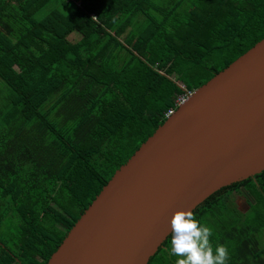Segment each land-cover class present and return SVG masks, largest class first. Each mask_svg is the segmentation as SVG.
Returning <instances> with one entry per match:
<instances>
[{"label":"trees","instance_id":"obj_1","mask_svg":"<svg viewBox=\"0 0 264 264\" xmlns=\"http://www.w3.org/2000/svg\"><path fill=\"white\" fill-rule=\"evenodd\" d=\"M52 1L0 0V264H46L175 99L264 38V0H62L37 18ZM193 214L226 264H264V172ZM171 239L148 264H176Z\"/></svg>","mask_w":264,"mask_h":264},{"label":"water","instance_id":"obj_2","mask_svg":"<svg viewBox=\"0 0 264 264\" xmlns=\"http://www.w3.org/2000/svg\"><path fill=\"white\" fill-rule=\"evenodd\" d=\"M264 172V38L194 90L115 171L46 264H148L222 188Z\"/></svg>","mask_w":264,"mask_h":264},{"label":"clouds","instance_id":"obj_3","mask_svg":"<svg viewBox=\"0 0 264 264\" xmlns=\"http://www.w3.org/2000/svg\"><path fill=\"white\" fill-rule=\"evenodd\" d=\"M169 255L179 257L176 264H226L228 250L220 245L213 250L212 230L201 224L191 210H179L170 220Z\"/></svg>","mask_w":264,"mask_h":264},{"label":"rangeland","instance_id":"obj_4","mask_svg":"<svg viewBox=\"0 0 264 264\" xmlns=\"http://www.w3.org/2000/svg\"><path fill=\"white\" fill-rule=\"evenodd\" d=\"M61 1L62 0H53L52 3L48 5L42 12L37 14V18H41L42 16L46 15L50 9L58 7ZM67 9L68 7L63 10L66 11ZM228 198L230 202L233 201L234 204H236V208H238L239 211L247 209L245 199H243L239 193H237V195L232 193Z\"/></svg>","mask_w":264,"mask_h":264},{"label":"built area","instance_id":"obj_5","mask_svg":"<svg viewBox=\"0 0 264 264\" xmlns=\"http://www.w3.org/2000/svg\"><path fill=\"white\" fill-rule=\"evenodd\" d=\"M67 2L74 4L76 7H80V3L75 2L74 0H67ZM191 95V92H185L182 95L178 96L175 101H174V108L169 109L166 114L165 117L168 118L170 117L175 110L177 109L178 106H180L181 104H183L187 98Z\"/></svg>","mask_w":264,"mask_h":264}]
</instances>
